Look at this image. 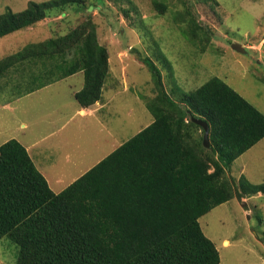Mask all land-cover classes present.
<instances>
[{
    "label": "trees",
    "instance_id": "obj_1",
    "mask_svg": "<svg viewBox=\"0 0 264 264\" xmlns=\"http://www.w3.org/2000/svg\"><path fill=\"white\" fill-rule=\"evenodd\" d=\"M79 1L8 8L0 14V39ZM90 24L0 59V80L27 95L83 73L75 98L84 108L94 105L110 73L108 51ZM143 62L157 92L148 103L153 122L63 191L51 188L19 141L0 146V241L7 236L19 246L17 264L221 263L199 219L233 198L264 194V183L243 176L240 192L225 177L264 139V114L218 77L190 92L177 87L174 99L158 66ZM193 118L209 123L210 148Z\"/></svg>",
    "mask_w": 264,
    "mask_h": 264
},
{
    "label": "rangeland",
    "instance_id": "obj_2",
    "mask_svg": "<svg viewBox=\"0 0 264 264\" xmlns=\"http://www.w3.org/2000/svg\"><path fill=\"white\" fill-rule=\"evenodd\" d=\"M50 1L0 0V14ZM88 23L109 54L110 74L102 94L108 103L95 116L78 112L74 92L84 85L83 73L27 95L0 80V146L11 139L24 145L55 192L152 123L148 103L157 92L143 58L158 66L174 99L177 87L190 92L218 77L264 114V0H80L51 9L36 25L0 39V59ZM235 43L246 51H236ZM243 176L253 184L264 183V139L225 172L240 192ZM199 222L215 243L220 264H264L262 193L242 201L233 198ZM18 256L19 246L2 238L0 264H17Z\"/></svg>",
    "mask_w": 264,
    "mask_h": 264
},
{
    "label": "crops",
    "instance_id": "obj_3",
    "mask_svg": "<svg viewBox=\"0 0 264 264\" xmlns=\"http://www.w3.org/2000/svg\"><path fill=\"white\" fill-rule=\"evenodd\" d=\"M259 6V5H258ZM258 9H260L261 10V8L260 7H258ZM259 10V11H260ZM259 18V17H258ZM78 74V73H77ZM76 75V74H75ZM74 76V75H73ZM71 77V76H70ZM81 90V89H80ZM80 90H78V91H80ZM78 91H76V92H78ZM76 92H74V94H76ZM78 103V102H77ZM108 102H103L102 101V99L100 100V101H98L97 103H95L94 105H92V106H89L88 108H84V107H80V109L78 110V112H79V114L81 115V116H95L98 112H100L104 107H103V105H106ZM79 104V103H78ZM8 108H9V106H8ZM153 122V121H152ZM66 123L67 122H64L63 123V126L62 127H64L65 125H66ZM25 127H28L27 126V123H25V124H23ZM148 125H150L149 123L148 124H146L144 127H147ZM255 147V146H254ZM252 149V148H251ZM250 149V150H251ZM28 150V149H27ZM29 152V151H28ZM249 151H247L246 153H248ZM246 153H244L240 158H242ZM41 157H43V156H41ZM239 159V158H238ZM49 182V181H48ZM261 194V193H260ZM264 195V194H263Z\"/></svg>",
    "mask_w": 264,
    "mask_h": 264
},
{
    "label": "water",
    "instance_id": "obj_4",
    "mask_svg": "<svg viewBox=\"0 0 264 264\" xmlns=\"http://www.w3.org/2000/svg\"><path fill=\"white\" fill-rule=\"evenodd\" d=\"M232 47L236 51H239V52H245L246 51V49L243 47V45L239 44V43L233 44ZM193 121L196 124L200 125L204 129L205 134H204L203 144L205 145V147L210 148L211 147V143H210V125H209V123L204 121V120L197 119V118H193Z\"/></svg>",
    "mask_w": 264,
    "mask_h": 264
},
{
    "label": "clouds",
    "instance_id": "obj_5",
    "mask_svg": "<svg viewBox=\"0 0 264 264\" xmlns=\"http://www.w3.org/2000/svg\"><path fill=\"white\" fill-rule=\"evenodd\" d=\"M245 48V47H244ZM246 49V48H245Z\"/></svg>",
    "mask_w": 264,
    "mask_h": 264
}]
</instances>
